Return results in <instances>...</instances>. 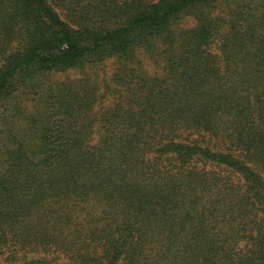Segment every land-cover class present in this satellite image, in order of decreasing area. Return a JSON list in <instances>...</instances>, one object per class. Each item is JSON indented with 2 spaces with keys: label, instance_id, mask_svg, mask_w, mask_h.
Instances as JSON below:
<instances>
[{
  "label": "trees",
  "instance_id": "trees-1",
  "mask_svg": "<svg viewBox=\"0 0 264 264\" xmlns=\"http://www.w3.org/2000/svg\"><path fill=\"white\" fill-rule=\"evenodd\" d=\"M0 260L264 264V0H0Z\"/></svg>",
  "mask_w": 264,
  "mask_h": 264
},
{
  "label": "rangeland",
  "instance_id": "rangeland-1",
  "mask_svg": "<svg viewBox=\"0 0 264 264\" xmlns=\"http://www.w3.org/2000/svg\"><path fill=\"white\" fill-rule=\"evenodd\" d=\"M189 24H193L192 21L189 22ZM112 71H113V65L111 64V62H107L104 66H102L99 70V76H100V80L102 81L103 78L108 79L111 78V74H112ZM60 80H64L66 78H71V79H78L80 77H82V73L81 71L79 70H69V71H66L65 73H60L58 76H57ZM111 96L110 97H107L104 101V105H109L111 103ZM98 138V135H95V142H96V139ZM35 256L34 254H32L30 257H33ZM0 263H1V260H0Z\"/></svg>",
  "mask_w": 264,
  "mask_h": 264
}]
</instances>
